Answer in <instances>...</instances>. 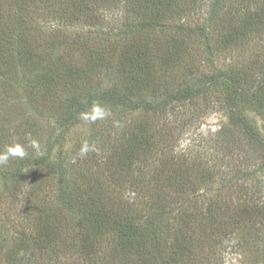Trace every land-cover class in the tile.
Segmentation results:
<instances>
[{
	"label": "trees",
	"instance_id": "obj_1",
	"mask_svg": "<svg viewBox=\"0 0 264 264\" xmlns=\"http://www.w3.org/2000/svg\"><path fill=\"white\" fill-rule=\"evenodd\" d=\"M51 1L56 3V15L52 13V9L48 10L47 5L39 4L40 0H14V5L20 3L15 9L17 17H0V68L8 69L7 72L14 77L10 78L9 74H5L6 84L0 86L1 90L8 83L16 86L17 82L18 86L21 83L29 91L36 88L42 96L46 94L48 99H58L56 93L59 91H71L67 98H63V104L69 108L72 104L70 120L81 121L80 113L89 110L96 101L109 107L116 119L120 110L127 112L142 108H150L160 116L167 112L166 108L173 102L183 105L187 103L189 107L198 109V98H203V102L207 103L204 106L207 107L208 99L214 94L212 85L218 92L210 103L215 104L220 111L221 108L226 111L228 122L211 139L208 149L207 142H204L202 147H205L189 157L167 156L163 142L166 143L164 146L173 147L169 144L170 138L174 141L179 139L173 131L183 130L193 124V116L186 121H166V125L169 123L168 128L153 125L150 121L127 126L121 136L114 138L115 144L111 145L107 155L101 157L102 162L96 161L97 166H94L98 172L90 174L86 184L75 183L64 193L61 189L63 195L58 199L59 203L54 206L46 204L29 222L33 231L20 232L12 248L4 251V255L0 249V264L1 261L4 264H53L59 254L64 258L76 257L80 264L218 262L214 255L211 258L216 244H220L217 239L238 234V231L249 226L256 228L264 224V201L255 198L256 192H251L258 181L256 176L260 168L264 167V138L250 125L244 114L247 109L255 112L264 109V80L259 85L243 87L244 80L250 73L240 69L232 70L223 76L216 74L206 77L200 88L190 87L189 84L154 104H148L143 98L140 103L135 104L133 97L142 96L137 86L147 84L145 75L149 70L163 68V64L169 60L166 57L187 51L185 41L178 48L176 45L179 41L177 34L183 31L180 23L175 32L161 37L152 36L148 40L138 36L133 41L129 32L124 33L112 47V54L116 56L112 59L104 56L110 48L108 44L111 42L108 40L102 45L98 39L90 36L83 35L80 41L76 38L73 45L85 55L83 64L86 63V68L83 70L92 71L109 60L111 64L116 61L119 70H123L122 80L132 88L123 92L121 88L114 87L104 93L83 89L76 96V64L71 66L70 61L64 63L61 56L53 54L62 41L56 45L53 41L48 42L46 38H42L43 33L31 32L28 25L25 28L26 22H35V13L54 15L67 22L76 19L82 10L98 11L117 1L137 21V24L134 22L126 27L150 35L166 20L174 21L175 16L176 21L181 20L176 12L192 2ZM214 1L216 11L213 17L210 16V20H215L218 24V43L235 49L244 40H250V43L256 38L263 40L264 4H255L254 0ZM238 12L243 13L239 15ZM34 46H39L37 51ZM40 49H47L45 64L42 57L36 54ZM18 72L22 74L19 79ZM198 82L201 83L202 80ZM75 103L77 106L73 107ZM116 108L119 110L113 111ZM2 140L0 139V148L5 143ZM205 148L210 152L212 160L204 159L201 152H206ZM215 157L223 159V168L212 164ZM257 159L261 163H256ZM102 168L106 170V175ZM58 169L65 170L62 166ZM13 174L18 180L23 176L20 170ZM62 177H65L63 173L59 175V178ZM125 189L135 193V197L125 198L122 192ZM215 240L216 243L213 242Z\"/></svg>",
	"mask_w": 264,
	"mask_h": 264
},
{
	"label": "rangeland",
	"instance_id": "obj_2",
	"mask_svg": "<svg viewBox=\"0 0 264 264\" xmlns=\"http://www.w3.org/2000/svg\"><path fill=\"white\" fill-rule=\"evenodd\" d=\"M190 1L192 2L190 5H185L186 8L176 12L177 17L180 16L181 20L176 21V16L173 18L174 21L166 20L160 23L156 31L150 35L126 27L134 23L135 20L131 18V13L125 11V7L118 4L117 1L98 11L88 12L86 10L84 12L82 10L81 14L76 19L74 18L75 20H68L70 22H63L54 15L35 13L34 17L37 19L32 24L26 22L25 28L27 29L28 25L31 32L43 33L42 38H46L48 42L53 41L56 45L62 41L53 54L61 56L64 63L70 61L71 66L76 64L74 69L78 79V89L74 91L76 96L80 95L83 89L93 90L94 93L108 92L114 87L121 88L123 92L132 89L122 80L123 70H119L118 64H115L116 61L111 64L109 60L92 71L83 70L86 68V63L83 64L85 55L73 45L76 38L80 41L83 35L90 36L93 39H98L102 45L108 40L111 42L108 44L110 48L106 50L104 56L105 58L109 56V59H112V57H116L114 53L112 54L114 52L112 47L124 33L129 32L133 41L137 40L138 36L148 40L152 36L161 37L166 33L175 32L180 23H182L183 31L177 34L179 41L176 45L178 48L185 41L188 45L187 51L179 53L180 55L166 57L169 60L163 64V68L156 67L149 70L145 75L147 84L137 86L142 96L133 97L135 104L140 103L142 98L148 104H154L189 84H191L190 87L200 88L205 83L206 77L216 74L223 76L232 70L240 69L250 73L249 77L244 80L243 87L262 83L264 80V38L261 41L256 38L254 41L252 40L253 43H250V40H244L240 47L235 49L232 47V50L224 47L223 43L216 41L220 34L218 24L215 23V20H210V16L215 15V1ZM254 1L255 4H264V0ZM17 3L19 6L20 3ZM14 4H16L14 0H0V17L11 15L16 18L18 12L15 9L18 7ZM39 4L47 5L48 10L52 9V13H56V3L51 0H40ZM241 13L238 12L239 15ZM37 15L38 17H36ZM135 23L137 24V21ZM46 33L47 36H45ZM56 45L51 46L55 47ZM34 48L37 51L39 46H34ZM46 50L40 49L36 52L38 56L42 57L44 64L47 57ZM7 70L0 68V86L6 84L7 76L5 74L14 78ZM132 72L134 73L135 70ZM21 75L18 72L17 78L19 79ZM200 79L201 83L198 82ZM15 85L18 86V83L16 82ZM22 85L20 83L17 88L12 83H8L3 90L0 89V139H3L1 142H5L2 143L3 147L0 148V151H3L6 145L19 142L25 145L28 152V156L24 160L12 158L6 165H0V249L3 255L4 251L12 248L20 232L33 231L32 224L29 222L40 213L43 206L45 207L46 204L56 205L63 193L69 191L75 183L85 182L86 184L90 174L98 172L96 161L101 160L102 156L109 153L111 145L115 144L114 138L121 136L127 126L150 121L153 125L157 124L159 127L168 128L169 123L166 125V121L174 119L186 121L193 116V124L183 130L173 131V134L177 135L179 139L174 141L169 137V144H172L173 147L171 145L164 146L166 143L163 142V149H166L167 156L170 154L189 157L195 151L202 150L205 147H202L204 142H207L206 148L208 149L211 139L220 131L222 125L228 122L225 117L226 111L222 108L220 111L215 104L210 103L214 101V96H217L218 92L213 89L212 85L211 90L214 94L208 99L207 102L210 106L207 107L204 106L207 103L203 102V98H198L196 99L197 104L200 105L198 109L189 107L187 103L183 105L173 102L166 108L167 112L160 116L150 108L127 112L122 110L117 112L119 109L116 108L113 110L117 112L118 119H116L115 113H110L111 109L103 105L110 114L105 119L94 123L70 120L72 104L70 108L65 106L63 98H67L71 91H59L56 93L58 99H54V97L48 99L46 94L42 96L36 88L29 91V88ZM73 105V107L77 106L76 103ZM244 114L250 125L264 138V109L260 112L247 109ZM70 121L72 122L70 123ZM31 139L39 141L40 154H37L29 146ZM159 139L157 138V140ZM85 141L95 150L81 156L80 149ZM206 148L204 149L206 152L202 151L201 153L205 156L204 159L212 160L209 156L210 152ZM42 159L44 160L41 161ZM224 160L229 161L228 159ZM249 162L252 160L249 159ZM256 163L261 162L257 159ZM212 164L223 168L224 161L222 158L215 157ZM61 166L65 170L58 169ZM18 170L23 173L20 180L13 174ZM102 171L106 175V170ZM259 171L256 178L260 182L256 181L251 192H256L255 198L264 201V167H261ZM61 173L65 177L59 178ZM84 178L86 179L83 181ZM61 189L63 193L60 192ZM122 192L125 198L129 199H133L136 195L128 189ZM217 240L220 244H216V250L212 252L214 254L211 255V258L216 257L218 262L213 261V264H264V224L256 228L249 226L238 231V234L234 233ZM217 240L213 242L216 243ZM1 263L4 264L2 261ZM53 264H80V261L76 257L64 258L59 254Z\"/></svg>",
	"mask_w": 264,
	"mask_h": 264
},
{
	"label": "clouds",
	"instance_id": "obj_3",
	"mask_svg": "<svg viewBox=\"0 0 264 264\" xmlns=\"http://www.w3.org/2000/svg\"><path fill=\"white\" fill-rule=\"evenodd\" d=\"M108 109H106L99 102H94L91 108L85 112L80 113L79 119L82 121L94 123L98 120H103L109 115ZM29 146L37 153L40 154L41 145L39 141L35 139L30 140ZM95 150L90 147L87 141L83 143L80 149V155L85 156L89 151ZM28 156L25 145L14 142L9 145H6L3 151H0V165H6L10 159L18 158L24 160Z\"/></svg>",
	"mask_w": 264,
	"mask_h": 264
}]
</instances>
